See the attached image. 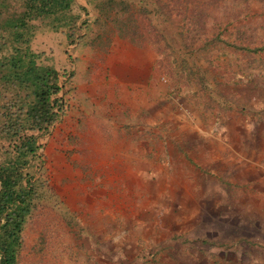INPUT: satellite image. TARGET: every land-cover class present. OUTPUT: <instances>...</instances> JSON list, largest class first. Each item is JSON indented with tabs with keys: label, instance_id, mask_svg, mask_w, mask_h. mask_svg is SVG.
<instances>
[{
	"label": "rangeland",
	"instance_id": "1",
	"mask_svg": "<svg viewBox=\"0 0 264 264\" xmlns=\"http://www.w3.org/2000/svg\"><path fill=\"white\" fill-rule=\"evenodd\" d=\"M76 1L99 18L53 53L73 57L71 77L59 73L68 106L38 137L40 202L18 264L185 263L202 190L260 187L264 0H118L104 12ZM256 52L258 63L238 57Z\"/></svg>",
	"mask_w": 264,
	"mask_h": 264
},
{
	"label": "trees",
	"instance_id": "2",
	"mask_svg": "<svg viewBox=\"0 0 264 264\" xmlns=\"http://www.w3.org/2000/svg\"><path fill=\"white\" fill-rule=\"evenodd\" d=\"M85 1L101 12L118 0ZM87 13V6L76 0H0V264H18L23 223L40 202L38 150L43 142L38 137L50 132L68 106L57 95L62 87L59 73L71 77L65 64L73 57L65 52L57 63L54 50L84 41L99 18ZM238 39L226 43L250 49ZM253 48L264 49V40L259 38ZM257 53L238 57L258 63L262 59Z\"/></svg>",
	"mask_w": 264,
	"mask_h": 264
},
{
	"label": "crops",
	"instance_id": "3",
	"mask_svg": "<svg viewBox=\"0 0 264 264\" xmlns=\"http://www.w3.org/2000/svg\"><path fill=\"white\" fill-rule=\"evenodd\" d=\"M255 172L260 179L255 180L253 185L260 187L232 188V185H224L226 181H223L214 184L213 189L206 186L200 197L198 194L200 210L193 223L200 224L198 226L202 234H198L196 239L187 237L188 244L190 241L193 243L190 247L183 243L187 247L182 249L187 254V261L176 264H264V215L261 219L253 220L252 212V209L264 210V170ZM219 173H223V170ZM233 180L237 181L236 178ZM240 205L245 214L239 219L237 210ZM239 221L253 231L257 229L261 235L245 232L246 230L242 232L243 229L239 233ZM227 235L229 244L225 246L231 247L221 248L220 245H223ZM182 237L184 238L183 235ZM242 256L245 259L239 261Z\"/></svg>",
	"mask_w": 264,
	"mask_h": 264
}]
</instances>
